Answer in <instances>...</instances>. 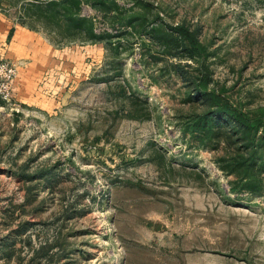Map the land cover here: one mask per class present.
<instances>
[{"label": "rangeland", "instance_id": "374dc122", "mask_svg": "<svg viewBox=\"0 0 264 264\" xmlns=\"http://www.w3.org/2000/svg\"><path fill=\"white\" fill-rule=\"evenodd\" d=\"M115 1L148 27L194 32L208 89L245 113L264 108V0ZM0 15L42 32L72 65L50 112L0 99V264H264V169L259 190H245L222 170L248 156L244 142L184 132L204 106L175 66L195 77V61L87 5L107 40L60 42L18 0H2ZM258 138L259 167L264 129ZM45 243L51 257L31 260Z\"/></svg>", "mask_w": 264, "mask_h": 264}, {"label": "trees", "instance_id": "16d2710c", "mask_svg": "<svg viewBox=\"0 0 264 264\" xmlns=\"http://www.w3.org/2000/svg\"><path fill=\"white\" fill-rule=\"evenodd\" d=\"M18 2L22 3L24 18L39 22L58 35L60 42L96 43L112 36L109 33L103 35L96 32L94 17L82 15L87 5L102 14L104 18L117 19V25L120 26L118 30L130 27L133 30L138 28L139 35L145 32L154 44L161 47L162 55L172 58L185 57L195 61L198 65L197 74H199L195 77H187L188 74L181 65L175 66V73L186 83L192 94L199 95L200 102L204 106L202 112L193 113L187 117L184 132L203 143L216 142L229 146L233 141V144H236L235 141L244 142L246 153L249 152L248 156L244 157L238 153L236 156L227 157L229 161L222 159L226 164L222 170L234 175L245 190L250 192L259 190L256 175L259 176L264 169V162L257 166L254 147L256 140L263 138V136L258 138V133L261 128L264 129V108L245 113L225 96L208 89L211 79L209 68L204 60L205 48L194 32L183 25L165 28L148 27L143 13L133 12L134 8L126 9L115 0H18ZM133 6L139 5L135 3ZM18 23L26 25L20 21ZM53 247L52 244H41L37 250L33 251L31 260L39 257L50 258L49 252ZM6 255L11 257V251L8 250Z\"/></svg>", "mask_w": 264, "mask_h": 264}, {"label": "crops", "instance_id": "0c3cea01", "mask_svg": "<svg viewBox=\"0 0 264 264\" xmlns=\"http://www.w3.org/2000/svg\"><path fill=\"white\" fill-rule=\"evenodd\" d=\"M63 53L42 32L0 15V59L18 66L13 102L21 108L40 112L53 110L55 95L65 91L62 85L68 80L59 74L65 69L70 74L72 66L70 55L65 58ZM83 64L86 70L87 65ZM57 77L60 78L55 86Z\"/></svg>", "mask_w": 264, "mask_h": 264}, {"label": "built area", "instance_id": "2783aa9c", "mask_svg": "<svg viewBox=\"0 0 264 264\" xmlns=\"http://www.w3.org/2000/svg\"><path fill=\"white\" fill-rule=\"evenodd\" d=\"M18 75V66L0 59V99L7 104L13 102V85Z\"/></svg>", "mask_w": 264, "mask_h": 264}]
</instances>
